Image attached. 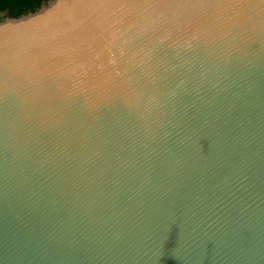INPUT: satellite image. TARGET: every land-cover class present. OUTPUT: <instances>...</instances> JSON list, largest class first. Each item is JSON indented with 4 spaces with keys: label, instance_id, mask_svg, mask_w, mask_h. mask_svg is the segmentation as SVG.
I'll list each match as a JSON object with an SVG mask.
<instances>
[{
    "label": "water",
    "instance_id": "obj_1",
    "mask_svg": "<svg viewBox=\"0 0 264 264\" xmlns=\"http://www.w3.org/2000/svg\"><path fill=\"white\" fill-rule=\"evenodd\" d=\"M0 264H264V0L1 21Z\"/></svg>",
    "mask_w": 264,
    "mask_h": 264
},
{
    "label": "trees",
    "instance_id": "obj_2",
    "mask_svg": "<svg viewBox=\"0 0 264 264\" xmlns=\"http://www.w3.org/2000/svg\"><path fill=\"white\" fill-rule=\"evenodd\" d=\"M51 0H0V21L35 13Z\"/></svg>",
    "mask_w": 264,
    "mask_h": 264
},
{
    "label": "rangeland",
    "instance_id": "obj_3",
    "mask_svg": "<svg viewBox=\"0 0 264 264\" xmlns=\"http://www.w3.org/2000/svg\"><path fill=\"white\" fill-rule=\"evenodd\" d=\"M0 18H2V15H0ZM5 20V19H4ZM4 20H2V21H4ZM1 22V21H0Z\"/></svg>",
    "mask_w": 264,
    "mask_h": 264
}]
</instances>
